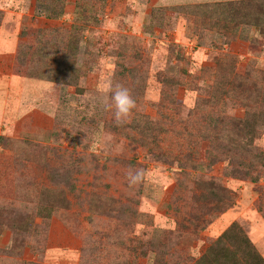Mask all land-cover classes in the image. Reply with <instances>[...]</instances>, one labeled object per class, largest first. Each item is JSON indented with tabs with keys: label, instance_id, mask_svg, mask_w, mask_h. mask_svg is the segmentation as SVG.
<instances>
[{
	"label": "rangeland",
	"instance_id": "rangeland-1",
	"mask_svg": "<svg viewBox=\"0 0 264 264\" xmlns=\"http://www.w3.org/2000/svg\"><path fill=\"white\" fill-rule=\"evenodd\" d=\"M236 1L0 0V264H193L232 223L264 258V168L233 124L259 109L263 39L205 11ZM108 81L137 101L121 126ZM130 168L146 173L134 187Z\"/></svg>",
	"mask_w": 264,
	"mask_h": 264
},
{
	"label": "trees",
	"instance_id": "trees-1",
	"mask_svg": "<svg viewBox=\"0 0 264 264\" xmlns=\"http://www.w3.org/2000/svg\"><path fill=\"white\" fill-rule=\"evenodd\" d=\"M55 1V0H54ZM43 5V4H40ZM39 6V12L45 14L50 19H58L63 16V6L59 4L56 10L51 9L48 5ZM219 10L222 13V18L225 20L223 28L228 30H233V27L240 25L256 28L260 36L263 39L264 46V0H240L236 2H227L223 4H217L214 7H207L205 9L206 13L215 14L216 10ZM246 78V77H245ZM242 83V81H240ZM244 85V84H243ZM245 89L249 87L244 85ZM238 88L242 91V85L239 84ZM257 90L253 92L255 101L250 100L251 90L248 88L246 95L252 105H258L259 109H247L241 118L235 119L233 124L242 132L241 137V149L244 151H251L256 149V158L257 161L262 162V167L264 168V151L257 149L254 145L256 139L259 138L260 133L264 129V87L256 86L254 88ZM230 90V85L227 91ZM245 106H248L247 103H244ZM152 125L151 121H144L143 127L146 132L151 131L150 126ZM210 137V136H209ZM212 140H207V148L210 147ZM208 157H211V153L207 152ZM207 158V157H206ZM208 159V158H207ZM212 161L215 162H224L227 165L233 163L234 157L226 156L225 158H217L216 156L211 157ZM214 162V163H215ZM199 165L197 168H200ZM56 170V169H55ZM261 171V170H260ZM264 171V170H262ZM54 173V170H51ZM56 173L61 178L63 177L64 172L69 173L68 170L59 171ZM237 178H248L251 182L255 183L259 181L260 176L256 174H250V172H240L239 169L233 170L229 173ZM211 188L209 189L210 196L208 197L209 201H216L218 204L217 211H226L229 209L233 203L231 202V197L229 198V192L226 188H223L218 185L210 184ZM264 193V191H263ZM54 208L51 207L45 210L46 214L44 217L48 219L52 217L55 213ZM104 213V211H101ZM23 233L27 232V229H20ZM148 249V248H147ZM150 253H153V250H150ZM160 260V257L156 259L157 263ZM155 261V262H156ZM114 264H121L120 261L115 262ZM193 264H264V258L253 246L243 229L237 224L232 223L219 237H217L209 246L206 248L204 253L196 260Z\"/></svg>",
	"mask_w": 264,
	"mask_h": 264
},
{
	"label": "clouds",
	"instance_id": "clouds-1",
	"mask_svg": "<svg viewBox=\"0 0 264 264\" xmlns=\"http://www.w3.org/2000/svg\"><path fill=\"white\" fill-rule=\"evenodd\" d=\"M103 95V107L112 112L114 122L121 126L128 122L133 111L137 108V101L132 89L118 81H108L100 90ZM143 169H129L125 173V179L129 187H134L142 182L145 177Z\"/></svg>",
	"mask_w": 264,
	"mask_h": 264
}]
</instances>
